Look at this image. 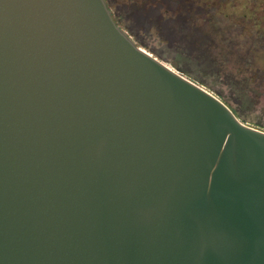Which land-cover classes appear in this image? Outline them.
Segmentation results:
<instances>
[{"label": "water", "instance_id": "1", "mask_svg": "<svg viewBox=\"0 0 264 264\" xmlns=\"http://www.w3.org/2000/svg\"><path fill=\"white\" fill-rule=\"evenodd\" d=\"M0 264H264V127L106 0H0Z\"/></svg>", "mask_w": 264, "mask_h": 264}, {"label": "rangeland", "instance_id": "2", "mask_svg": "<svg viewBox=\"0 0 264 264\" xmlns=\"http://www.w3.org/2000/svg\"><path fill=\"white\" fill-rule=\"evenodd\" d=\"M106 1L115 20L137 43L176 68L175 60L197 72L206 64L205 56L209 51L236 54L255 48L264 50V21H261L264 11L259 13L261 0ZM227 39L233 44H228ZM228 66L234 68V64ZM187 75L197 80L191 74ZM207 78L224 93H229L226 83L214 80L213 76ZM250 98L251 101L247 100L241 107L245 121L262 126L264 83L260 89L251 91Z\"/></svg>", "mask_w": 264, "mask_h": 264}, {"label": "trees", "instance_id": "3", "mask_svg": "<svg viewBox=\"0 0 264 264\" xmlns=\"http://www.w3.org/2000/svg\"><path fill=\"white\" fill-rule=\"evenodd\" d=\"M227 43L230 44V39H227ZM232 44L231 40L230 45ZM188 54L190 53H187V56H190ZM205 58L206 64L197 72L177 60H175V65L185 73L191 74L199 82L215 89L233 111L243 120H246L245 113L241 108L242 104L250 102L251 91L260 89L264 83V50L255 48L248 52H236V54L223 50L219 52L209 51ZM232 64H234L233 69L228 66ZM212 76L214 80L226 83L229 93H224L221 88L214 85L213 81H209L207 77ZM262 126L264 127V124Z\"/></svg>", "mask_w": 264, "mask_h": 264}, {"label": "flooded vegetation", "instance_id": "4", "mask_svg": "<svg viewBox=\"0 0 264 264\" xmlns=\"http://www.w3.org/2000/svg\"><path fill=\"white\" fill-rule=\"evenodd\" d=\"M256 5H257V3H256ZM259 6L261 7V10L259 11V13L261 14V12L263 11V8H264V0H261ZM261 18H262L261 21H264V15L263 14H262Z\"/></svg>", "mask_w": 264, "mask_h": 264}]
</instances>
